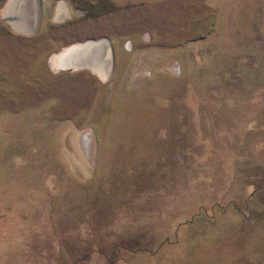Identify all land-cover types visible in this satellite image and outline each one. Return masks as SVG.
I'll list each match as a JSON object with an SVG mask.
<instances>
[{
	"label": "rangeland",
	"instance_id": "obj_1",
	"mask_svg": "<svg viewBox=\"0 0 264 264\" xmlns=\"http://www.w3.org/2000/svg\"><path fill=\"white\" fill-rule=\"evenodd\" d=\"M10 1L0 264H264V0Z\"/></svg>",
	"mask_w": 264,
	"mask_h": 264
},
{
	"label": "bare ground",
	"instance_id": "obj_2",
	"mask_svg": "<svg viewBox=\"0 0 264 264\" xmlns=\"http://www.w3.org/2000/svg\"><path fill=\"white\" fill-rule=\"evenodd\" d=\"M13 2H14V0H11L7 4V16H8V18H10V20L12 18L11 15L14 13V11H13V6L14 5L12 6ZM17 2L21 3L22 1L21 0H17ZM10 5L12 7H10ZM19 5L20 4H18V6ZM8 22H11V21H8ZM11 23L16 28H18L20 26L19 23L14 22V21H12ZM23 24H22V26L25 27V25H23ZM97 48L100 49V52H102L103 54L107 55V53H109V50L108 49L106 50V46H104V45L103 46H101V45H99V46H96V45L95 46H84V43L83 44L82 43H80V44L78 43V44L72 45V46L66 48L65 50H63L62 52H60L58 54L59 56H57L58 57L57 60L60 59V64H62V66L59 65L58 67H60L61 70L73 69V71L79 70V67H85V68H89V69H92V70L94 69L95 71L98 70V72L100 73V75L102 77H106V74H105L106 72H102L101 71L103 69V67H101V65H100V68H97L98 66L96 67L97 62H95L94 54L97 52L96 51ZM65 51H67V52L64 53ZM60 54H63V55H60ZM89 65H92L93 67H90Z\"/></svg>",
	"mask_w": 264,
	"mask_h": 264
},
{
	"label": "water",
	"instance_id": "obj_3",
	"mask_svg": "<svg viewBox=\"0 0 264 264\" xmlns=\"http://www.w3.org/2000/svg\"><path fill=\"white\" fill-rule=\"evenodd\" d=\"M106 44H107V43H104V42H103V43H99V44H97L96 46H99V45H101V46H103V45H104V46H107ZM91 66H92V65H91ZM92 67H93V66H92ZM106 73H108V72L106 71Z\"/></svg>",
	"mask_w": 264,
	"mask_h": 264
}]
</instances>
